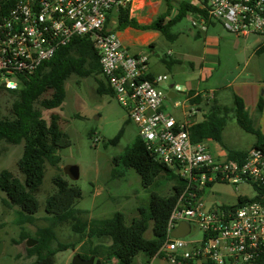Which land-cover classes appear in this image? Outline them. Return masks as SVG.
<instances>
[{
    "label": "built area",
    "instance_id": "built-area-1",
    "mask_svg": "<svg viewBox=\"0 0 264 264\" xmlns=\"http://www.w3.org/2000/svg\"><path fill=\"white\" fill-rule=\"evenodd\" d=\"M193 4L191 26L206 32L213 22L238 39L257 36L264 42V0H175ZM134 0H0V86L18 90L26 77L50 61L77 37H89L100 55L101 72L128 118L135 123L147 149L182 178L186 187L168 221L166 240L157 256L170 264L264 263V203L206 206L205 192L217 184L264 188V149H250L241 161L227 154L214 157L204 142L189 133L202 104L213 92L186 95L183 119L165 111L167 76L148 75V55L135 54L115 31L120 9ZM116 10V15L112 13ZM171 54V52H169ZM176 104L175 107H178ZM242 197V196H240ZM239 197V198H240ZM187 222V236L172 232ZM195 231L200 239L187 240Z\"/></svg>",
    "mask_w": 264,
    "mask_h": 264
},
{
    "label": "trees",
    "instance_id": "trees-1",
    "mask_svg": "<svg viewBox=\"0 0 264 264\" xmlns=\"http://www.w3.org/2000/svg\"><path fill=\"white\" fill-rule=\"evenodd\" d=\"M171 8L172 5L169 4L167 12L148 25L140 24L133 18L129 8L120 9L114 30H155L167 40L173 41L178 34H172L171 28L189 13L196 12L197 8L193 4L182 2L177 14L170 18ZM255 53H264V42ZM98 74H102L99 52L93 41L84 36L77 37L68 46L60 48L50 61L25 78L20 89L8 90L0 86V143L24 144L22 156L18 161L23 179L12 171L2 170L0 191L7 195L10 205L19 207L23 223L31 222L32 216L39 211L37 195L41 191L47 164L58 167L61 162L58 151L72 144L70 137L59 128L58 117L52 115L51 122L48 123L37 105L46 110L61 107L66 98L65 82L71 75L88 78ZM148 78L151 79L152 76ZM109 90L113 93L112 89ZM97 91L102 94L107 89L101 83ZM263 105L264 98L261 96L258 103L260 111ZM231 113H234L238 125L243 130L256 137L251 149H264V135L256 127L242 99L237 96L233 108L213 103L203 121L191 126L189 133L193 143L213 140L222 145L230 159L241 161L249 150H232L225 146L222 140ZM123 135L124 128L111 140V144L117 145ZM113 161L117 165L123 164L126 168L134 169L140 175L144 188L155 185L156 180L165 174L173 182L171 193L163 196L153 192L149 204L139 206L138 216L129 224L126 223V215L123 212H116L111 218L92 219L88 222L84 221L81 215L86 212L75 208L76 201L82 197L81 188L71 184L63 176L56 175L52 179L55 192L47 198L45 207L52 226L40 230L39 238L34 239L37 244L26 249L27 255L35 258L29 264H56L55 255L69 248L68 244L59 242L55 245L56 235L53 227L63 223H71L74 232L79 234L83 247H91L90 255L100 258L101 264H110L112 258L118 260L117 264H139L137 256L140 253H145L150 261L157 256L166 240L170 215L186 183L147 149L139 135ZM254 188L257 193L253 200L264 203V188L258 185H254ZM246 200L247 197H240L239 204ZM26 238L28 237H24ZM106 238L110 239L108 244L103 243Z\"/></svg>",
    "mask_w": 264,
    "mask_h": 264
},
{
    "label": "rangeland",
    "instance_id": "rangeland-1",
    "mask_svg": "<svg viewBox=\"0 0 264 264\" xmlns=\"http://www.w3.org/2000/svg\"><path fill=\"white\" fill-rule=\"evenodd\" d=\"M165 1V0H164ZM165 4V3H163ZM174 17V16H173ZM189 16L177 23L170 30L172 34L180 32V38L169 41L166 38L158 40L154 48L141 49L137 46H130L131 52L143 50L148 55V69L153 70L157 75L167 76L168 79L161 83L165 91L175 88L177 97L167 99L165 111L176 120H182V104L184 94L182 87L188 80L192 70V62L195 70L200 68V57L202 55L204 36L194 37L190 30L197 32L190 23ZM179 35V34H178ZM229 37V43L220 44L217 48L221 64L216 68L214 79L209 87H216L223 90L222 85L229 81L231 76L226 74L241 70L246 66L247 70H264V53H255L258 46V37L252 36L247 41H242L241 46L236 48L233 44V35ZM229 35V36H228ZM197 44L192 46L190 41ZM190 43V45H189ZM209 45H212L209 43ZM211 46H209L210 48ZM171 50L175 59L179 52L192 53L195 57H181L173 64L169 63L171 57L167 56ZM221 84L219 81L224 77ZM168 81H175V87L168 85ZM103 83L107 91L100 94L97 89ZM220 83V84H218ZM181 84L180 86H178ZM66 98L61 107L53 110H46L39 105L43 118L50 123L52 115L58 117L59 128L71 139V146L58 151L61 158L58 167L47 164L46 174L37 195L40 208L34 214L31 222H22L19 207L9 204L7 195L0 191V243L3 244V251L0 256V264H29L35 258L27 255L25 241L27 239H38L40 230L52 226L49 216L45 211L47 198L55 192L53 177L61 175L71 184L79 186L82 190V197L76 201L75 208L86 212L82 215L84 221L92 219L111 218L116 212H123L126 215V223L129 224L138 216L139 206H146L150 202L151 194L157 192L160 195L168 196L171 193L172 183L164 174L156 180V184L144 188L140 175L132 168H126L123 164H115L114 159L123 153L126 147L130 146L137 137L139 130L135 123L131 122L125 108L118 102L114 94L109 90L107 81L102 74L88 78H80L71 75L65 82ZM224 91V90H223ZM222 92V91H221ZM228 100L224 104L234 107L233 94L227 89ZM175 104H179L175 107ZM6 106V105H5ZM208 107L202 110L198 119L203 118V113ZM3 112L5 107L2 104ZM209 109V108H208ZM263 108L251 110L256 123L264 120ZM124 128V135L117 145L111 144L120 130ZM224 142L235 146L237 149L246 150L254 145L256 137L243 130L237 123L234 113H231L223 132ZM209 151L214 157H218L223 149L217 142H206ZM24 144L11 145L6 142L0 143V172L2 170L12 171L16 176L23 179L19 171L18 161L22 156ZM76 167L77 178L70 174L67 168ZM256 190L252 184H240L238 186L217 184L205 192L206 206L210 207L213 201H222L228 204H235L237 195L253 199ZM26 215V214H24ZM27 217L30 215H26ZM56 235V243L68 244L69 248L58 252L55 255L56 264H74L77 255L83 256L87 264H95V260L89 253V246L83 247L79 234L74 232L71 223L58 224L53 227ZM88 232V230H87ZM151 233H148L150 237ZM201 232L195 231L186 237L187 240L200 239ZM24 237H28L24 239ZM110 239H103L108 244ZM98 243V242H96ZM139 264H170L161 257L149 260L145 253L137 256ZM118 260L112 258L110 264H117Z\"/></svg>",
    "mask_w": 264,
    "mask_h": 264
},
{
    "label": "crops",
    "instance_id": "crops-1",
    "mask_svg": "<svg viewBox=\"0 0 264 264\" xmlns=\"http://www.w3.org/2000/svg\"><path fill=\"white\" fill-rule=\"evenodd\" d=\"M165 3V4H163ZM169 4L172 5L171 11H170V18H173L178 12V8L180 6L179 3H177L175 0H134V3L132 5L131 9V16L135 18L140 24L148 25L151 24L153 21H155L160 15L164 14L168 10ZM193 36L200 37L201 35L204 36V42H203V49H202V55L200 57V68L198 70H195V65L192 62V70L191 74L188 77V80L183 85L182 92L184 96L187 94L192 96L197 93H207V92H213L214 93V99L212 102H206L202 98L198 97L196 98L195 102L202 104V110H204L206 107L210 108V106L213 103H217L221 106H227L224 104V100H228L229 97L227 96V89H231V92L233 94V102L235 103V96L242 99V101L245 104L246 109L249 111L251 115V110L254 108H257L260 97L263 96L264 98V70H247L246 66H244L241 70H237L236 72H231L229 74H226L225 76L229 77L231 76L229 81H226V84L222 89L216 88V87H209L208 85L211 84V80L214 79L215 74L217 73L216 68L221 64V61L219 59V51L217 48H220V44L224 43L227 45L229 43V37H226L225 34L227 32L223 28V26L220 23L213 22L210 24L208 30L204 33L202 32H194L193 30H190ZM120 38L122 39L124 45L131 50L130 46H137L141 49H148L150 46L151 48H154L156 46V43L158 40L164 39L165 37L159 32L155 30H147V31H141L133 28H127L124 31H118ZM178 39L180 38V32H178ZM229 34V33H228ZM229 36V35H228ZM235 38L233 41V44L236 48L241 46L242 41H247L243 39H238L235 36H232ZM187 41H190L189 39ZM192 46H195L197 42L190 41ZM189 43V45H190ZM211 43L212 45H209ZM257 48L262 44L258 42ZM209 46H211L209 48ZM131 52V51H130ZM171 52V54H169ZM187 52H179L177 57L173 59L171 56L175 55L171 50L168 51L167 56L171 57L169 60L170 64L175 63L176 61L180 60L181 57H195L194 52L192 53ZM135 54H142L144 53L143 50L140 52H134ZM148 70L149 76H158L153 70ZM224 77L220 79V83H222V80L224 82ZM166 81V80H165ZM169 86L175 87L176 82L175 81H168L167 82ZM218 83V84H220ZM179 84L178 86H180ZM222 91V92H221ZM175 88L173 90L167 91V99H175L177 97ZM185 98V97H184ZM165 100V102H166ZM176 105V104H175ZM207 108V110H209ZM201 110V111H202ZM208 112V111H207ZM207 112L203 113V118L198 119V115L195 118V124L203 121L205 114ZM263 114H264V105H263ZM182 119H183V111H182ZM253 118V116L251 115ZM254 120V118H253ZM256 127L259 128L264 135V120H260V122L256 123L254 120ZM223 143L228 148L235 150V151H246L250 150L252 147L246 149V150H240L237 149L235 146L230 145L228 143L224 142V138L222 137ZM206 142H215L213 140H205ZM221 154H227L226 150L223 148L221 151ZM219 153V155H221ZM218 155V156H219ZM239 195H237L235 198L239 199ZM225 203L220 200L213 201V203ZM157 257V256H156ZM155 257V258H156ZM160 258V257H159ZM154 259V258H153ZM152 259V260H153ZM163 259V258H162ZM164 260V259H163ZM165 261V260H164ZM167 262V261H166ZM168 263V262H167Z\"/></svg>",
    "mask_w": 264,
    "mask_h": 264
},
{
    "label": "water",
    "instance_id": "water-1",
    "mask_svg": "<svg viewBox=\"0 0 264 264\" xmlns=\"http://www.w3.org/2000/svg\"><path fill=\"white\" fill-rule=\"evenodd\" d=\"M112 13L114 15H116V10L113 9ZM67 169L70 170V174L71 175L73 174L77 178V176H78V170H77L76 167H70V168H67ZM189 231H190L189 224L187 222H182V223H180V225L177 228H175L173 230L172 236L174 238L185 237V236L188 235ZM25 244H26V247L27 248H32V247H34L37 244V241H35L34 239H27L25 241ZM2 251H3V244L0 243V256L2 254ZM92 257L95 260V264H101V259L100 258H98L96 256H92ZM87 263L88 262L85 261L82 258V256H80V255H77L76 258H75V260H74V264H87Z\"/></svg>",
    "mask_w": 264,
    "mask_h": 264
}]
</instances>
